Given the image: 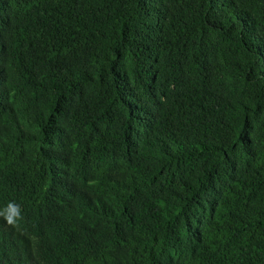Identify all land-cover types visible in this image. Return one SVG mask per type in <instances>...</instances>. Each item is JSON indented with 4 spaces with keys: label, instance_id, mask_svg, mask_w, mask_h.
<instances>
[{
    "label": "trees",
    "instance_id": "trees-1",
    "mask_svg": "<svg viewBox=\"0 0 264 264\" xmlns=\"http://www.w3.org/2000/svg\"><path fill=\"white\" fill-rule=\"evenodd\" d=\"M0 264H264V0H0Z\"/></svg>",
    "mask_w": 264,
    "mask_h": 264
},
{
    "label": "clouds",
    "instance_id": "clouds-1",
    "mask_svg": "<svg viewBox=\"0 0 264 264\" xmlns=\"http://www.w3.org/2000/svg\"><path fill=\"white\" fill-rule=\"evenodd\" d=\"M0 217H3L10 226H17L23 219L20 206L12 202L0 210Z\"/></svg>",
    "mask_w": 264,
    "mask_h": 264
}]
</instances>
